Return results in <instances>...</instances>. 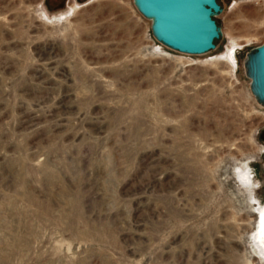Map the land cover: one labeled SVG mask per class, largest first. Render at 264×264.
<instances>
[{"label": "rangeland", "instance_id": "374dc122", "mask_svg": "<svg viewBox=\"0 0 264 264\" xmlns=\"http://www.w3.org/2000/svg\"><path fill=\"white\" fill-rule=\"evenodd\" d=\"M219 4L190 56L133 0H0V264H264V0Z\"/></svg>", "mask_w": 264, "mask_h": 264}, {"label": "water", "instance_id": "95a60500", "mask_svg": "<svg viewBox=\"0 0 264 264\" xmlns=\"http://www.w3.org/2000/svg\"><path fill=\"white\" fill-rule=\"evenodd\" d=\"M219 0H133L138 12L152 22L154 38L181 54L198 56L216 50L221 29L214 17L223 12ZM251 90L264 106V44L245 61Z\"/></svg>", "mask_w": 264, "mask_h": 264}, {"label": "bare ground", "instance_id": "6f19581e", "mask_svg": "<svg viewBox=\"0 0 264 264\" xmlns=\"http://www.w3.org/2000/svg\"><path fill=\"white\" fill-rule=\"evenodd\" d=\"M230 58H231V60L233 61V62H235L234 61V56L232 55V54H230ZM262 222H263V225H262V232L264 233V215H263V218H262Z\"/></svg>", "mask_w": 264, "mask_h": 264}, {"label": "trees", "instance_id": "16d2710c", "mask_svg": "<svg viewBox=\"0 0 264 264\" xmlns=\"http://www.w3.org/2000/svg\"><path fill=\"white\" fill-rule=\"evenodd\" d=\"M218 3H219V1H218ZM218 41H219V40H218ZM218 41H215V42H214V43H215V45H217Z\"/></svg>", "mask_w": 264, "mask_h": 264}]
</instances>
